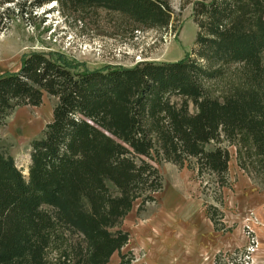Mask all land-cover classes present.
Returning a JSON list of instances; mask_svg holds the SVG:
<instances>
[{"label":"trees","instance_id":"obj_1","mask_svg":"<svg viewBox=\"0 0 264 264\" xmlns=\"http://www.w3.org/2000/svg\"><path fill=\"white\" fill-rule=\"evenodd\" d=\"M87 1L101 2L143 24H154L169 11L160 0ZM203 9L216 20L200 38L199 57L217 50L247 64L255 82L262 80L264 33L242 41L226 28L224 21L234 11L230 2ZM204 75L189 56L171 63L88 70L59 54L31 53L18 72L0 76V125L16 106H38L45 94L58 98L44 138L33 143L28 177L0 149V264H85L69 255L47 260L56 223L42 206L62 196L85 199L90 207L88 216L78 217L91 248L86 264H103L127 247V234L112 235L106 227L131 212L137 198L142 197V204L154 202L163 191L161 153L153 133L167 156L198 176L215 175L220 189L229 185L230 153L204 145L222 136L232 142L245 132L264 158V99L256 91L224 102L208 98L200 84ZM176 97L182 100L179 106L172 102ZM206 215L215 228L220 225L212 208ZM120 264H135L132 250L122 254Z\"/></svg>","mask_w":264,"mask_h":264},{"label":"rangeland","instance_id":"obj_2","mask_svg":"<svg viewBox=\"0 0 264 264\" xmlns=\"http://www.w3.org/2000/svg\"><path fill=\"white\" fill-rule=\"evenodd\" d=\"M160 1L168 7L167 14L154 24H143L101 2L0 0V76L18 72L23 58L31 53L59 54L88 70L103 66L132 68L141 62L171 63L189 56L204 71L200 84L208 98L224 102L240 93L256 91L264 99V76L255 82L247 64L233 62L217 50L205 59L198 55L200 38L207 36L208 24L216 20L204 12L203 5L230 2L234 11L224 26L247 41L264 33V0ZM172 102L179 106L182 100L176 97ZM57 103V97L45 94L38 106H16L0 125V149L25 177L33 143L44 138ZM190 111L195 112L192 104ZM151 137L161 153L158 165L164 189L154 202L142 204V197L137 198L131 212L106 227L112 235L124 233L130 241L133 238L135 264H154L156 242H144L146 230L151 228L135 219L153 216L162 207L159 203L191 223L193 228L182 234L183 239L200 232L207 236L211 223L206 210L212 208L220 224L217 229L212 222L214 229L227 235L226 246L216 254L214 264H245L250 250V264H264V158L256 152L250 136L239 132L232 142L222 136L219 142L204 145L206 150L220 147L230 153L229 185L224 189L219 188L215 175L198 176L197 171L182 168L166 155L159 135L153 133ZM191 162L195 167L196 160ZM42 210L56 223L47 260L53 263L69 255L74 262L82 259L89 263L91 248L78 222L79 216L90 213L87 201L62 196L52 205H43ZM253 242L256 247L252 252ZM129 249L125 247L103 264H120L122 254Z\"/></svg>","mask_w":264,"mask_h":264},{"label":"crops","instance_id":"obj_3","mask_svg":"<svg viewBox=\"0 0 264 264\" xmlns=\"http://www.w3.org/2000/svg\"><path fill=\"white\" fill-rule=\"evenodd\" d=\"M159 204L162 207L153 216L135 219L136 223L151 228L146 230L144 242H156L155 258H151L154 264H214L216 254L226 246L227 235L217 232L212 221L207 218L211 223L207 236L200 232L195 237L183 239L182 234L193 228L191 223L184 222L173 209H166L162 203ZM132 240L127 247L134 252ZM145 254L148 255V251Z\"/></svg>","mask_w":264,"mask_h":264},{"label":"built area","instance_id":"obj_4","mask_svg":"<svg viewBox=\"0 0 264 264\" xmlns=\"http://www.w3.org/2000/svg\"><path fill=\"white\" fill-rule=\"evenodd\" d=\"M253 245H255L254 242H253ZM255 247L256 245L253 247L252 252L254 251ZM250 252L251 250L247 252L246 258H244L245 264H250V259L248 258L250 256Z\"/></svg>","mask_w":264,"mask_h":264}]
</instances>
